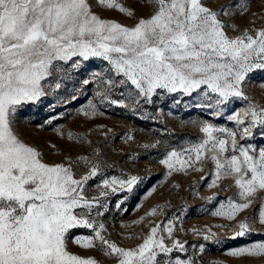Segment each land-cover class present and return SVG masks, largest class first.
Instances as JSON below:
<instances>
[{
	"label": "snow or ice",
	"instance_id": "6c2138e0",
	"mask_svg": "<svg viewBox=\"0 0 264 264\" xmlns=\"http://www.w3.org/2000/svg\"><path fill=\"white\" fill-rule=\"evenodd\" d=\"M145 3L150 7L148 15L129 26L93 10L94 6L114 9L132 17L134 11L119 0H0V264H99L94 257L71 252L69 237L82 248L114 258L115 264H194L191 257L182 259L178 254L186 252L185 242L174 238L180 216L155 223L146 234L129 233L127 239L140 240L132 247L119 246L106 235L101 218L110 210L109 201L131 193L141 177L107 176L97 150L96 159L65 156L60 162H47L42 151L18 134L15 125L26 107L43 103L95 60L101 66L89 70L81 81V87L97 85L94 98L78 110L88 119L104 115L102 108L108 106L131 108L135 113L156 98L173 94L180 97L174 100L177 105L224 117L232 102L243 100L244 107L226 116L236 130L207 120L195 122L203 134L198 142L167 150L159 163L171 176L202 171L210 162V172L200 179L210 175L209 188L230 180L225 187L236 189L211 213L230 222L257 203L258 193H264V147L242 142L257 131L264 136V105L244 90L258 71H264V27L228 34V29H236L229 21L248 10V0H226L216 8L209 0ZM117 94L119 99L114 98ZM55 119L51 116L44 124ZM55 131L69 141L87 142L84 134L65 133L59 127ZM130 131L129 141L134 138ZM159 143L143 147L156 148ZM81 166L86 171H79ZM97 179V195L90 196ZM215 198L213 194L207 199ZM126 199L118 200L115 207L120 209ZM254 211L256 215L236 223L229 239L256 233L257 219L264 226V195ZM158 213L163 214L160 205L132 224ZM192 231L205 241L221 242L211 229ZM226 254L264 258V239Z\"/></svg>",
	"mask_w": 264,
	"mask_h": 264
},
{
	"label": "rangeland",
	"instance_id": "374dc122",
	"mask_svg": "<svg viewBox=\"0 0 264 264\" xmlns=\"http://www.w3.org/2000/svg\"><path fill=\"white\" fill-rule=\"evenodd\" d=\"M119 2L132 9L134 15L129 17L117 10L97 6H94L93 10L103 18L113 19L129 26L133 25L136 19L150 12V7L145 0H119ZM225 2L226 0H209L213 8ZM229 23L236 25L235 30L228 29L230 36L238 35L239 31L245 28L264 27V0H248V10L234 15ZM100 66L101 62L98 60L89 63L84 71H81L79 75H73L65 87L46 97L43 103L26 107L20 113L15 125L21 138L42 151L44 159L50 163L60 162L65 156L73 158L88 156L96 159L97 152L94 150H97L98 158L102 161V167L107 176L124 173L141 177L131 193L117 195L109 201L110 210L101 218L107 228L106 235L119 246L132 247L140 242L136 238L127 239L129 233L134 237L142 233L146 234L155 223L167 222L168 219L180 216L181 218L176 222L174 238L185 242L186 252L178 253L182 259L191 257L194 264H264V258L232 257L226 254L234 247L264 239V226L258 223V219L253 224V227L258 229L256 233L236 240L228 238L239 220L249 215H256L254 210L258 207L259 197L264 193H258L257 203L230 222L211 213L221 200L232 196L236 189L234 186L225 187L232 183L230 180L223 181L220 187L209 188L211 176H207L204 180L200 179L201 176L210 172L212 168L210 162L204 164L202 171H189L187 174L173 173L171 176L166 174V168L159 163L167 150L198 142L203 134L200 133L195 122L207 120L217 126L236 130L234 122L227 121L226 116L244 107L245 102L235 100L228 109H225L224 117H216L210 115L208 111L191 105L186 107L184 103L175 104L174 100L180 97L173 94L164 99L156 98L155 103L143 105L142 109L135 113L131 108L108 106L102 108L104 115L88 119L80 115L78 110L81 106H85L88 100L94 98L97 85L81 87V81L87 77L89 70ZM262 84H264V71H258L246 83L244 90L255 103L264 105ZM76 89L80 91L77 92ZM73 95L78 98L72 100ZM114 98L120 97L117 94ZM50 104L55 107L50 108ZM60 113L63 115H59ZM51 116H56L57 119L51 124H44V121ZM38 125L43 126L38 127ZM58 127L65 133L72 131L84 134L87 142L69 141L66 135L61 136L55 131ZM129 130L134 137L131 141L126 139V133ZM157 141L160 143L156 148L143 147ZM242 142L250 143L259 149L264 147V136L257 131L253 137ZM79 171L83 172L86 169L81 166ZM99 182V179L92 182L90 196L97 195L94 185ZM149 192H151L150 195ZM213 194H216V198L208 200L207 198L212 197ZM124 196L127 199L124 200L122 207L117 209L116 202ZM157 205L162 206V215L158 213L155 216L146 217L140 224H132ZM217 225H226V227L222 229ZM193 228L199 229L201 233L211 229L218 234L217 238L221 242L205 241L203 235H196L192 231ZM77 231L86 233L88 230ZM75 234L77 233L74 232L73 235ZM166 242L171 243L170 240ZM200 245H204L203 252L200 251ZM68 248L78 255L94 257L99 264H115L114 258L104 256L97 249H85L72 243L71 237L68 240Z\"/></svg>",
	"mask_w": 264,
	"mask_h": 264
}]
</instances>
